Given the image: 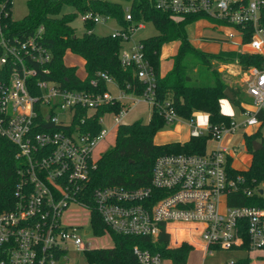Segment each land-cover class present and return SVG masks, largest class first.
Listing matches in <instances>:
<instances>
[{"label": "built area", "instance_id": "2783aa9c", "mask_svg": "<svg viewBox=\"0 0 264 264\" xmlns=\"http://www.w3.org/2000/svg\"><path fill=\"white\" fill-rule=\"evenodd\" d=\"M155 7L173 19L196 16L194 21H210L235 27L241 51L263 56L262 65L244 71L245 92L250 97L241 118L230 124L197 125L188 121L191 137L208 136L205 153H167L154 162L148 185L127 187L108 185L90 189L91 173L99 158L94 156L98 143L110 130L92 132L91 120L105 104L120 101L123 107L112 114L116 129L131 108V103L148 102L163 112L167 123L180 118L170 101L160 103L156 96V73L140 43L129 47L133 33L145 27L135 21L131 4L124 6L128 25L111 34L124 43L120 52L124 67L134 66L146 83L140 95L129 94L103 73L101 77L118 92H94L70 88L50 78L53 55L44 43V27L27 37L14 34L8 24H0V135L17 147L20 161L14 201L0 210V264H77L68 257L71 248L94 249L79 230L85 218L76 210H85L89 229L95 233L93 213L97 212L107 230L129 236L149 237L155 244L164 234L173 238V246L200 244L206 251L212 245L242 252L237 259L220 264H264V208L239 203L241 193L253 197L260 189L245 184L242 173L229 171L231 152L242 144L212 145L226 135L245 134L262 123L264 114V0H153ZM3 8L5 4L1 5ZM8 10L5 15L8 16ZM85 23L107 21L109 16L91 11L83 13ZM93 29H89L91 32ZM233 32L229 37L235 38ZM249 37L248 41L243 38ZM260 41V48L253 47ZM91 84L96 85L93 79ZM129 87V86H128ZM105 114L99 117L102 125ZM255 120V124L250 121ZM88 122L86 123V121ZM86 123V124H85ZM84 125L82 129L81 126ZM186 234L191 239L174 240ZM112 237V236H111ZM170 247V244H167ZM137 264H166L172 258L148 246L133 248Z\"/></svg>", "mask_w": 264, "mask_h": 264}, {"label": "trees", "instance_id": "16d2710c", "mask_svg": "<svg viewBox=\"0 0 264 264\" xmlns=\"http://www.w3.org/2000/svg\"><path fill=\"white\" fill-rule=\"evenodd\" d=\"M131 3V11L135 21L152 22L156 26V35L141 39L145 56L152 64L156 73V96L160 103L170 101L178 117L189 121L194 119L197 112L209 114V123L230 124L231 116L222 112L221 100L227 98L225 90L230 88L234 94L232 104L243 109L244 93L230 86L223 78L215 61L233 62L237 60L242 69L261 66L263 56L248 51H227L209 53L194 47L189 39L187 27L194 22L196 16H187L180 20L173 19L155 7L153 0H123ZM5 4L3 8L1 5ZM65 4L74 6L79 12H93L115 18L122 26L128 25L126 11L121 2L107 0H27L28 13L21 20L13 18L12 0H0V24L8 27L21 37H27L41 26L44 27V43L53 55L50 67V78L58 80L70 88L86 89L94 92L110 90L109 84L101 77L103 73L129 94L140 95L146 88V83L140 79L134 66L124 67L121 63L120 52L124 46L119 37L111 34L101 36L93 30L95 23H85L86 31L82 35L76 33L71 25L75 19L73 13L62 14ZM9 12L8 16L5 11ZM264 15V13H263ZM250 38L245 37L243 41ZM179 42L177 53L173 57V67L165 75L160 76V64L163 47L169 42ZM81 56L85 60L86 76L77 74L78 67L65 63L68 51ZM97 80V84L91 81ZM129 86V87H128ZM123 103L116 101L101 107L91 120V130L97 134L102 125L99 117L106 112H119ZM148 122L137 120L133 123L120 124L116 143L106 150L98 160V165L91 173L90 189L108 185H124L138 187L148 185L152 176V168L157 157L167 153H205L208 136L191 137L188 141L156 144V134L166 127L167 120L159 107L151 109ZM264 124V114H258ZM88 120L86 121V123ZM85 123V124H86ZM82 129L84 125L81 126ZM260 141L262 147L253 149V141ZM245 141L252 153V163L247 170H236L231 165L232 174L242 173L245 184L251 188L263 189L247 197L241 193L239 203L230 200L232 205L250 204L264 208V136L261 128L251 134H245ZM17 147L11 141L0 135V210L9 208L14 201V188L18 180V169L21 164L16 157ZM93 227L96 234H102L107 227L101 216L94 211ZM114 244L111 247L90 249L85 254L94 264H137L133 248L136 244L148 246L173 259L177 264L185 262L189 244L179 248H169V235L164 234L155 244L150 243L149 237L123 235L109 230ZM182 233L174 239L181 241Z\"/></svg>", "mask_w": 264, "mask_h": 264}, {"label": "rangeland", "instance_id": "374dc122", "mask_svg": "<svg viewBox=\"0 0 264 264\" xmlns=\"http://www.w3.org/2000/svg\"><path fill=\"white\" fill-rule=\"evenodd\" d=\"M111 2H121L125 7H128L131 3L123 0H107ZM13 2V18L15 20L23 19L28 13L27 0H12ZM73 13L75 15V19L71 23V25L75 28L76 33L78 35H82L85 31V22L83 20V13L79 12L74 6L65 4L62 9V14ZM123 29V26L118 23L115 18L109 17L107 21H99L94 27L93 31L101 36L114 34ZM187 32L189 35V39L194 45V47L199 48L205 52L209 53H220L227 51H238L237 49H241L239 45L241 41V37L239 36V32L235 27L217 24L210 21H196L192 22L187 27ZM233 32L236 36L235 38L229 37V33ZM158 30L154 23L145 22L144 28H138L132 35L131 40L129 42V47L139 44L141 39L156 35ZM179 42H169L165 44V50L172 49L173 52L170 53L169 58L173 59L174 55L177 53V49L179 46ZM239 52V51H238ZM164 53V51H163ZM162 58V55H161ZM65 63L70 66H77V74L84 78L86 76L85 70V61L84 58L78 56L71 51L65 56ZM214 67H217L219 72L223 74L224 80L235 89L241 90L243 93L245 92V75L244 69L238 63L237 60L233 62H220L215 61L213 63ZM110 90L117 94L118 89L115 84L109 85ZM245 96V94H244ZM152 106L145 101H141L137 104L131 103V108L128 111L127 115L123 118L122 123H133L137 120H143L144 122H148L151 117V108ZM112 114H105L104 120L102 123V128L105 130H110L108 135L103 138L97 145L94 156L96 158H100L102 154L113 147L116 143L117 137V129L114 121L112 119ZM175 129V123L167 124L165 128L161 129L155 138V142H163L171 137V131ZM236 141L237 142H240ZM241 144V143H240ZM246 154L242 149L237 152L236 158L240 156V154ZM247 156H244L246 160ZM76 217L85 218L84 223L85 227L79 230V235L82 237L84 241H91L94 249L99 248H107L111 247L114 244L113 238L109 234L100 235L89 233L86 234V231L89 229L90 225L87 220L88 216L85 210H76ZM79 218V219H80ZM184 238L191 240L188 235H182ZM201 245H205L204 242L201 241L200 237H196ZM176 240V239H174ZM169 248H179L178 246H173V238L170 240ZM196 243L195 247L189 249L187 258L185 262L180 264H220L222 262L230 261L239 258L243 255L242 252H236L234 250L223 249L220 245H212L209 250H205L202 246ZM165 255V254H164ZM166 256V255H165ZM68 257L71 261L76 262L77 264H94L89 261L85 252L78 251L76 248H71L68 252ZM166 264H172L169 260H165Z\"/></svg>", "mask_w": 264, "mask_h": 264}, {"label": "crops", "instance_id": "0c3cea01", "mask_svg": "<svg viewBox=\"0 0 264 264\" xmlns=\"http://www.w3.org/2000/svg\"><path fill=\"white\" fill-rule=\"evenodd\" d=\"M164 48L165 47H163L164 53L162 51V58H161V64H160V76H162V77L165 76L172 69L173 63H174L173 59L169 58L170 53L173 52L172 49L165 50ZM244 94H245V96L243 95L242 107H244V105H247L249 102H251V99L247 95V93H244ZM224 101H227V104H228L227 109L225 108V104L223 103ZM249 106H251V105H249ZM221 107H222V112L224 114H227L228 111L230 110L231 113H232L230 115L231 117L232 116H237V118H241L240 114H241L242 109L236 108L232 104L230 99L223 98L221 100ZM205 115L208 116V121L206 123V125H207L209 123V114L206 113V112H197V113H195L194 116H195L196 122L198 121V119H200L202 116H205ZM227 115H229V114H227ZM206 125L201 126V127H205ZM260 128H261L262 134L264 136V124L262 125V123L257 125V126L250 127L247 130V133L248 134L254 133V132L258 131ZM190 129L191 128H190V125H189L188 121L180 119V120H178L175 123V129L173 131H171V133H170L171 137L168 138L166 141L156 142V144H165V143L175 142V141L184 143V142L188 141L191 138ZM156 136H157V134H156ZM239 140H241V141L236 143V141H239ZM240 143L242 144V148L231 152L230 165H231V167H233L236 170L243 171V170H247L250 167V165L252 163L253 155L249 151V149L247 147V144H246V141H245V138L243 136H241V134H235V135H230L229 134V135H226L222 139V141L217 142V143L213 142L212 145L221 144L223 146H228L229 147V146H232L233 144H240ZM241 149L243 151H245L246 154L242 153V154H240V156H238L236 158L237 152L239 150H241ZM245 155L247 156V159L246 160H242V162H240L241 159H244Z\"/></svg>", "mask_w": 264, "mask_h": 264}, {"label": "clouds", "instance_id": "9594fccd", "mask_svg": "<svg viewBox=\"0 0 264 264\" xmlns=\"http://www.w3.org/2000/svg\"><path fill=\"white\" fill-rule=\"evenodd\" d=\"M260 45H261L260 41H254L252 46L259 49ZM261 82L264 83V80H262ZM223 103L225 104V108L227 109V107H228L227 101H224ZM227 114L231 115L232 113L229 110ZM207 121H208V116L207 115L202 116L200 119H198L197 125L198 126H204V125H206ZM250 123L255 124L256 121L253 119L252 121H250Z\"/></svg>", "mask_w": 264, "mask_h": 264}, {"label": "water", "instance_id": "95a60500", "mask_svg": "<svg viewBox=\"0 0 264 264\" xmlns=\"http://www.w3.org/2000/svg\"><path fill=\"white\" fill-rule=\"evenodd\" d=\"M225 95L231 101L234 100V94H233V92L231 91L230 88H227L225 90ZM261 147H262V143L260 141H257V140L253 141V149L254 150H259ZM260 193L261 194L263 193V189H260Z\"/></svg>", "mask_w": 264, "mask_h": 264}]
</instances>
